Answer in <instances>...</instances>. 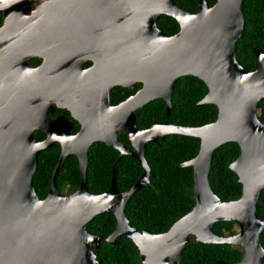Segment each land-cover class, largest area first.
Here are the masks:
<instances>
[{"label":"water","instance_id":"water-1","mask_svg":"<svg viewBox=\"0 0 264 264\" xmlns=\"http://www.w3.org/2000/svg\"><path fill=\"white\" fill-rule=\"evenodd\" d=\"M196 2L193 14L175 0H48L28 16L25 0H11L5 13L10 24L0 28V39L15 36L25 59L39 53L46 61L37 69L23 64L19 71L0 72V264H102L92 247L99 250L102 242L113 246L121 236L133 242L140 264H179L190 237L197 244L239 248L237 264H264V220L256 213L264 190V124L258 118L264 53L253 50L259 62L253 72L236 61L235 44L245 26L243 0H216L212 7L206 0ZM163 15L178 23L175 35L158 28ZM11 21L22 24L21 30L10 31ZM93 31L99 35L95 40L89 38ZM86 60L93 62L88 70ZM184 76L205 84L207 94L198 105L216 106V120L195 128L158 122L139 129L136 112L156 99L165 102L169 115L176 81ZM136 84L141 87L134 94L110 105L115 87L131 91ZM54 106L78 122L76 134L64 116L51 118ZM36 130L45 133L43 141L34 138ZM170 135L200 141L197 155L180 165L192 169L194 206L163 234L137 231L125 208L138 190L151 186L145 149ZM96 142L116 150L118 159L138 162L143 173L130 189L118 191L113 169L106 192H89L88 151ZM226 143L239 146L229 169L242 187L240 197L230 202L220 200L209 185L212 155ZM55 144L59 158L47 195L40 199L33 187L38 155ZM69 155L78 161L81 182L73 193L62 195L55 180ZM99 214L114 217V229L105 239L86 230ZM218 222L235 223L238 230L219 237L213 232Z\"/></svg>","mask_w":264,"mask_h":264},{"label":"trees","instance_id":"trees-1","mask_svg":"<svg viewBox=\"0 0 264 264\" xmlns=\"http://www.w3.org/2000/svg\"><path fill=\"white\" fill-rule=\"evenodd\" d=\"M212 7L216 0H206ZM182 10L197 13L196 0H175ZM244 31L235 44L237 63L247 72H253L259 67V62L253 50L264 53V0H243ZM157 26L167 36H173L179 31L178 23L169 16H161ZM136 84L133 90L116 87L110 97V104L117 105L140 89ZM207 94L205 84L193 76L180 77L175 84L171 102L172 108L166 116V104L161 99L148 103L136 112V125L139 129H147L158 122H170L179 126L201 127L212 123L217 118V108L214 105L199 106L198 103ZM258 118L264 124V100L258 104ZM67 114V113H66ZM75 128L78 125L74 122ZM35 139L41 141L45 135L35 132ZM122 143L130 146L125 134H120ZM200 141L181 135L167 136L159 144H148L145 149V159L150 168V184L138 190L129 200L125 208V216L129 225L137 231H148L152 234H163L180 218L189 213L194 206L192 191L193 172L191 168L180 167L186 161L193 159L199 150ZM60 148L56 144L51 149L42 150L38 155L37 169L33 175V187L40 199H44L49 189L52 171L58 161ZM239 155L236 143H226L217 148L211 160L209 185L213 193L222 201L237 200L242 191L238 177L229 169ZM107 147L104 143L92 144L88 151L86 185L90 193L99 195L111 186L113 169L115 170L116 186L119 192L130 189L143 173L138 162L123 157ZM57 190L66 188L75 190L81 182L78 161L69 155L56 175ZM257 217L264 220V190L257 201ZM114 229V217L111 214H99L86 225V230L92 234L107 238ZM237 226L232 222H218L213 226V232L219 237L232 236L237 232ZM260 243L264 249V232L260 235ZM94 254L102 264H140V257L133 242L124 236L117 239L113 246L104 242ZM242 251L225 244L206 245L195 243L190 237V243L182 254L179 264H216L223 261L226 264H237Z\"/></svg>","mask_w":264,"mask_h":264},{"label":"flooded vegetation","instance_id":"flooded-vegetation-1","mask_svg":"<svg viewBox=\"0 0 264 264\" xmlns=\"http://www.w3.org/2000/svg\"><path fill=\"white\" fill-rule=\"evenodd\" d=\"M20 1L21 0H18V2H20ZM25 1L27 2L28 6H29L30 11L28 12V16H30V15H32L33 12L38 10L40 6L43 7L44 6V1H48V0H25ZM54 1H65V0H54ZM10 2H11V0H0V28L5 26L6 24H8V25L10 24L9 20L5 19L6 10H11L10 7L13 6V5H10ZM58 4L59 3H57V5ZM23 7H26V6L24 5ZM60 7H61V5H60ZM11 23H12L11 24V28L12 29L10 31H19V30H21V26L20 25H22V24H20L19 22H14V23H16V24H14L12 21H11ZM90 23L93 24L92 20H90ZM14 37H9L7 35V36H4V37H2L0 39V72L1 73H5V72H7V71H9L11 69H15V70L19 71L20 67L23 64H27L28 67H30L31 69L40 68L46 61V59L44 58V55L38 53V55H31V56H29V57H27L25 59L24 53L23 52L21 53L19 51L18 42L15 43L13 41ZM97 37H99V35L98 34L96 35V32L93 31L89 38L91 40H95V38H97ZM52 63H53V67L52 68H55L57 66V64H58V62L55 59H53ZM83 65H84V69L88 70L93 65V62L91 60H86V61H84ZM52 76L53 77L50 78L51 82H53L54 80L56 82V80H57L56 76L55 75H52ZM58 79H61V78H58ZM109 103H110V99H109ZM111 106H114V105H111ZM58 116H64L65 118L68 119V121H70L72 123V130H71L72 134H76L79 131L80 126H79L78 122L73 120L70 117L69 112L67 110H65V109H59V108L54 106V112L51 115V118L54 119V118H56ZM74 122L78 125L77 129L75 128ZM35 132H37V130ZM35 132H34V135H35ZM44 135H45V133H44ZM45 137H46V135H45ZM45 137H44V139H45ZM43 140H41V141H43ZM41 141H39V142H41ZM57 145L59 146V144H57ZM59 148H60V146H59ZM75 190H73V191L63 190L60 193L62 195H69V194L73 193Z\"/></svg>","mask_w":264,"mask_h":264},{"label":"rangeland","instance_id":"rangeland-1","mask_svg":"<svg viewBox=\"0 0 264 264\" xmlns=\"http://www.w3.org/2000/svg\"><path fill=\"white\" fill-rule=\"evenodd\" d=\"M65 190H66V191H69V188H66ZM237 230H238V229H237Z\"/></svg>","mask_w":264,"mask_h":264}]
</instances>
